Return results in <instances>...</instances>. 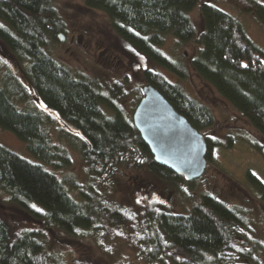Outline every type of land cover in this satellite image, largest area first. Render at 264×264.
I'll return each mask as SVG.
<instances>
[{"label": "trees", "instance_id": "obj_1", "mask_svg": "<svg viewBox=\"0 0 264 264\" xmlns=\"http://www.w3.org/2000/svg\"><path fill=\"white\" fill-rule=\"evenodd\" d=\"M226 1L240 12L253 13L264 26L263 3ZM53 2L0 0V42L22 63L26 82L10 69L1 74L0 129L12 133L35 159L56 170L70 165L68 149L53 142L45 127L56 121L59 138L78 153L84 173L95 184H80L70 175L60 179L0 145V189L10 202L42 223V228L16 230L0 217V264H66L48 244L44 229L49 228L66 233L85 229L96 235L124 231L126 245L146 264H155L162 253L174 248L180 254L179 264H264V245L250 233L245 217L215 195L201 193L184 213H173L151 198H134L123 205L111 197V182L124 167L167 186L196 181L178 177L153 161L120 101L130 96L129 103L134 99L136 105L141 87H154L203 135L206 162L214 156L216 145L204 134L214 122L213 114L181 87L148 68L141 71V84L134 88L125 77L106 76L103 90L95 79L73 74L45 52L48 43L57 41L58 32L63 31ZM82 2L86 8L104 13L114 34L133 50L181 78L187 76L183 63L172 61L156 46L167 37L193 43L190 68L264 141V50L236 18L202 0ZM193 9L201 18L198 30L189 17ZM29 90L50 113L16 105L27 100ZM246 177L256 190L263 191L255 176L247 172Z\"/></svg>", "mask_w": 264, "mask_h": 264}, {"label": "rangeland", "instance_id": "obj_2", "mask_svg": "<svg viewBox=\"0 0 264 264\" xmlns=\"http://www.w3.org/2000/svg\"><path fill=\"white\" fill-rule=\"evenodd\" d=\"M202 1H207L236 18L248 37L264 50V26L253 13L240 12L226 0ZM258 1L264 4V0ZM53 5L63 25V31L58 32L63 39L49 42L45 52L66 65L73 74L95 79L103 90L106 76L125 77L128 86L134 88L141 84V71L148 68L181 87L188 96L204 104L213 114L214 122L204 134L216 142L214 156L193 184L162 185L145 173L124 167L111 182V197L118 199L123 205L134 198H151L173 213H184L201 193H210L235 206L245 217L248 230L255 240L264 245V141L213 86L190 68L188 58L195 50L194 44L167 37L162 44L156 46L158 51L172 61L183 63L187 76L181 78L133 50L114 34L104 13L86 8L82 0H54ZM189 17L198 30L201 27L198 11L193 9ZM6 69H10L21 82L26 83L22 63L0 42V76ZM129 99L130 96H127L119 104L131 115L135 100L132 99L129 103ZM16 105L50 113L30 90L27 100L24 103L16 102ZM45 127L53 142L63 143L68 149L70 165L67 168L55 170L43 164L28 153L20 140L3 129H0V145L30 162L42 165L60 179L70 175L80 184L86 181L95 184L94 178L84 173L78 153L59 138L56 121L45 123ZM247 172L263 184L262 192L251 185L246 177ZM65 186L70 193L73 192L68 184ZM0 217L16 230L42 228L40 221L34 220L10 202L8 195L1 189ZM44 233L51 250L66 264H146L126 245L124 231L96 235L85 229L66 233L49 228L44 229ZM172 250L162 253V258L155 264H179V251L175 248Z\"/></svg>", "mask_w": 264, "mask_h": 264}, {"label": "water", "instance_id": "obj_3", "mask_svg": "<svg viewBox=\"0 0 264 264\" xmlns=\"http://www.w3.org/2000/svg\"><path fill=\"white\" fill-rule=\"evenodd\" d=\"M58 34V40H62ZM131 121L153 161L185 180L199 178L206 167L203 135L174 110L151 85L141 87Z\"/></svg>", "mask_w": 264, "mask_h": 264}]
</instances>
